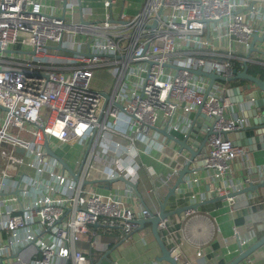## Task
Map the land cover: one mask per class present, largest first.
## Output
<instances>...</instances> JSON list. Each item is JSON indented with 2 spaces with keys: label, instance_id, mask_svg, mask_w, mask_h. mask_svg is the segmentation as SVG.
I'll return each instance as SVG.
<instances>
[{
  "label": "built area",
  "instance_id": "1",
  "mask_svg": "<svg viewBox=\"0 0 264 264\" xmlns=\"http://www.w3.org/2000/svg\"><path fill=\"white\" fill-rule=\"evenodd\" d=\"M81 1L0 0V264H96L97 255L76 246L94 225L129 238L138 227L133 209L83 181H136L138 144L147 153L166 146L156 130L162 115L185 129L200 108L214 118L202 159L218 175L231 176L233 162L248 155L223 133L250 124L233 114L231 83L217 80L206 95L210 79L191 70L232 77L245 61L264 67V42L248 56L253 35L264 33V0H143L133 15L127 0H100L98 20ZM100 70L114 78L109 89L94 86ZM256 91H244L251 103ZM76 144L79 181L48 151ZM252 182L243 178L238 189ZM159 228L180 260L178 229L169 218Z\"/></svg>",
  "mask_w": 264,
  "mask_h": 264
},
{
  "label": "crops",
  "instance_id": "2",
  "mask_svg": "<svg viewBox=\"0 0 264 264\" xmlns=\"http://www.w3.org/2000/svg\"><path fill=\"white\" fill-rule=\"evenodd\" d=\"M141 1L143 3V0ZM84 2L93 7L94 20L104 17L100 0H84ZM119 2L121 3V1ZM142 3L141 6L130 4L127 8L128 13L130 15L138 13ZM94 6H101V9L99 8L98 11ZM98 75L100 77L103 75L105 78L109 76L105 79V81L110 80L109 85L105 88L109 89L113 84V79L111 80L113 76L109 72L100 70L95 74L94 80H99ZM230 85L232 87L240 86L242 89L245 82L235 81ZM243 93L247 92L243 91ZM256 94L259 96V91H256ZM232 108L235 110L233 114L247 116L246 106L232 103ZM196 112L191 113L192 119L195 118ZM181 113L182 111H177L175 117L181 118ZM125 119L126 117H123L122 123L125 122ZM165 121L166 118L162 115L157 125L160 126ZM201 121L204 123V120ZM249 122H251L250 119ZM230 137L232 140L234 139L232 134ZM138 147L141 150L139 160L143 166L139 170L138 179L133 182L138 183V190L142 198L131 185L122 180L105 183L104 187L90 184L93 189L121 199L133 209L137 219L144 216L143 210L147 207L153 211L159 210V202L153 191L152 178L157 177L160 173L166 174L162 179L157 180L159 195L163 198L177 176V172L173 168L175 158L171 155V146L166 145L163 150L154 149L150 153L143 151L145 145L139 143ZM254 147V150L245 147L248 150V155L238 157L233 162L231 176L218 175L205 166L189 176L187 183L179 189V195L170 199L168 209L202 202L209 198V189L218 191L226 188L236 191L243 178L252 177L256 183L262 181L264 178V148H257V144ZM82 151L83 148L76 144L66 146L58 154L73 169L77 170L79 168L77 161L82 158ZM169 220L175 229H178L181 262L189 261L191 264H222L225 262L224 264H227L239 253V237L247 239V243L244 245V248H247L264 236V187L258 189L257 192L203 204L199 206L198 210L192 209L183 212L181 216L172 215ZM235 227L239 230V235H235ZM92 230L95 234L83 233L76 246L88 255H97L99 260L96 263L101 261L108 250L120 243L109 254V259H103L101 264H170L166 261H158L162 250L153 235L151 223H146L141 230H134L131 236L123 242L119 228H109L99 224L94 225ZM160 232L167 246L169 243L172 244L166 237L168 231ZM91 241H95L96 245L93 246ZM198 251H202V256H198ZM112 259L114 263L111 261ZM240 264H264V245Z\"/></svg>",
  "mask_w": 264,
  "mask_h": 264
},
{
  "label": "water",
  "instance_id": "3",
  "mask_svg": "<svg viewBox=\"0 0 264 264\" xmlns=\"http://www.w3.org/2000/svg\"><path fill=\"white\" fill-rule=\"evenodd\" d=\"M79 1L80 5L82 6V1ZM64 4H66V0ZM156 24L157 20L155 21L153 26H156ZM256 41L264 42V33L262 35H253V41L251 43L248 56L253 51H261L255 46ZM55 48L67 52H72V50L70 49L63 48L61 44L57 45ZM88 54L90 55V53ZM191 71L197 75H202L210 79V84L206 95L209 94L214 82L217 80L229 83L237 80H243L246 82V85H244L242 89L240 86L231 87L228 90V95L231 97L232 103H238L242 106L247 107V116L245 117L250 119L251 122L250 124L234 131L223 130V133L232 134L234 136L233 142L236 146H244L248 147L251 150H254L255 144H257V148H264V79L249 72L248 61H245L244 68L241 71L235 69L236 75L232 77H225L223 75L216 74L215 72L204 71L202 68L192 69ZM253 86L258 89L259 96H257L256 100L251 104L250 100L252 99L253 94H244L243 91L251 90ZM105 96L107 97L108 95L105 94ZM119 106L122 108L121 105ZM201 120H204V123ZM173 121L174 117L172 116L162 125L157 126L156 130L162 136H164L166 145L171 146L172 148L171 155L175 158V160L173 161V168H175L177 176L173 184L168 187V192L163 198L159 195V185L157 184V180L162 179L166 174L160 173V175H158L157 177L152 178V182L154 185L153 191L159 202V210L155 212L150 209V213L148 215L136 219L138 227L135 230H141L145 227L146 223H151L153 235L158 241L162 250V254L158 257V261H166L170 264H183L181 260H178L175 257V254L169 249V247L163 240L159 228L160 223L163 220L171 217L172 215L181 216L183 212H188L192 209L198 210L199 206L203 204L257 192L258 189L264 187V178L258 183L252 182L248 186H245L236 191H230L229 193L224 195H220L217 191H211V189H209V198L203 200L202 202L191 203L188 205L177 206L174 209H168L170 199L179 195L178 191L184 184H186L188 177L204 167L202 155L207 150L206 143L208 137L212 133H214V118L203 113L201 108L197 110L195 118L193 119V122L188 129L184 128L183 122H180L176 125V123H173ZM18 149L20 150V148ZM48 151L52 156L56 157L61 162L63 171L66 175L73 177L76 181L80 180L81 169L75 171L61 155L52 151L50 148L48 149ZM119 180L125 181L126 183L131 185L136 190L138 195L142 198V195L138 190V183H135L130 179H126L124 176H119L114 179H86L83 181V184H97L100 187H104L105 183H113ZM123 241L124 239L122 240V242ZM119 245L120 243L115 245L112 249L108 250L103 255L101 261L103 259H109V254ZM239 245V253L227 264H240L241 262H243L246 258H248L251 254H253L256 250L264 245V236L247 248H244L240 244V242ZM101 261L96 264H101Z\"/></svg>",
  "mask_w": 264,
  "mask_h": 264
},
{
  "label": "rangeland",
  "instance_id": "4",
  "mask_svg": "<svg viewBox=\"0 0 264 264\" xmlns=\"http://www.w3.org/2000/svg\"><path fill=\"white\" fill-rule=\"evenodd\" d=\"M127 2L128 3H130V4H133L134 6L135 5H139V6H141V3H142V1L141 0H127ZM95 7V9L96 10H100L101 9V6H94ZM100 8V9H99ZM23 47H27V46H23ZM109 75V74H108ZM98 78H99V80L97 81V79H95L94 80V85L97 87V88H99V89H101V90H103V89H105L106 87H107V85H109V82H110V80L109 81H105V79H107V78H109V76L107 77V78H105V76H103L102 75V77H100L99 75L97 76ZM111 77V76H110ZM114 80V78H112L111 77V80ZM113 80H112V82H113ZM111 82V83H112ZM235 82V81H234ZM231 83H233V82H231ZM67 150V149H66ZM77 150V149H76ZM113 263H114V260L112 259L111 260Z\"/></svg>",
  "mask_w": 264,
  "mask_h": 264
},
{
  "label": "trees",
  "instance_id": "5",
  "mask_svg": "<svg viewBox=\"0 0 264 264\" xmlns=\"http://www.w3.org/2000/svg\"><path fill=\"white\" fill-rule=\"evenodd\" d=\"M239 66V64H237ZM249 72L255 76H259L264 79V67L258 64L251 63L249 65ZM239 82H244L243 80H238ZM225 262H222L224 264Z\"/></svg>",
  "mask_w": 264,
  "mask_h": 264
}]
</instances>
